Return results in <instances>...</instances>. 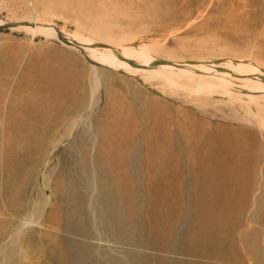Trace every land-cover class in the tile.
Here are the masks:
<instances>
[{
	"label": "rangeland",
	"instance_id": "1",
	"mask_svg": "<svg viewBox=\"0 0 264 264\" xmlns=\"http://www.w3.org/2000/svg\"><path fill=\"white\" fill-rule=\"evenodd\" d=\"M112 1L141 12L120 24L148 32L158 61L206 63L215 74L248 55L264 71V0ZM8 9H0V264H264V129L240 101L163 89L160 79L92 62L66 35L77 29L67 10L49 17L60 37H46L16 28ZM94 65L104 73L87 112ZM122 147L136 154V171L118 157ZM109 173L122 178L107 188Z\"/></svg>",
	"mask_w": 264,
	"mask_h": 264
},
{
	"label": "bare ground",
	"instance_id": "2",
	"mask_svg": "<svg viewBox=\"0 0 264 264\" xmlns=\"http://www.w3.org/2000/svg\"><path fill=\"white\" fill-rule=\"evenodd\" d=\"M117 2L112 1V0H96V1L95 0H10V2H8V0H6V5H7L6 8L8 9L10 7L8 9V11H9V14L11 15L12 23L17 24L15 27L18 29H23L27 32H30L32 34V36L33 35L35 36L37 34H41V35H44L46 37H60L59 34L61 33V31L57 28L55 22H53L50 18L53 16L61 17L62 15L60 14V12L58 10H62V9L73 13V15L76 14L75 20L77 23V29L73 33L67 32L66 35L68 36L69 40H74V41L78 42V44L81 47H83V49L88 53V56L91 58L92 62L104 65V66H106L108 68H112V69H124L125 71L130 72V73H136V74L140 73V75L145 80L160 79L163 89L166 87H168L170 89L174 88V87H179V88H183V89L189 91L191 94L192 93L198 94L199 97H200L199 94H201V96H202V94L207 95V96H208V94H217V95L228 96V101H231V102L240 101V103L243 104L242 107L244 106V109H246V112L253 116V118H254L253 122L255 121L257 123V125L259 126V128L264 129V94H261V95L259 94V96L255 95V94H249V92H252V91H254V92L255 91H264V71L262 70V67L259 65V61H258V63L256 62L257 59H255V61H254L253 59L250 58V56L245 55V54H244L245 56H241L238 59L232 57L229 60H226V62H224L222 65H220V66H223L222 68H226V69H222L223 71L220 69H217L215 71V74L209 73L212 70V67L208 66L206 63H203L201 65H193L190 68H178V67L174 66L173 64H171L170 62L166 61V59H164V61L163 60L158 61V60H160L159 58H162V57L160 54L161 49L156 45V42L153 41V39H152V37H150V35H148L147 31H146L147 33H145V32H141V31H137L134 28L133 23H135L136 19L139 17L138 15L141 12L139 14L137 12H134V14H130V13L122 11V10L120 11L119 6H117L118 5ZM120 2L121 1H119V3ZM22 5L23 6L25 5V6L22 8V10H20L19 8ZM40 8H41V10H40ZM56 8H57V11H56ZM19 12H22L21 13L22 15H19ZM121 15L123 18H126V17L130 18L133 23L127 21L128 25H126V24H125V26L121 25L120 24V22H121L120 20L122 19V18L120 19ZM142 16H143V14L141 15V17ZM23 19L24 20L25 19H31L32 22L29 23V22L24 21ZM139 19H141V18H139ZM141 21H143V20H141ZM0 22L4 23V21H2V20H0ZM125 22H126V20H125ZM61 30L64 33L66 31L64 29H61ZM238 56H240V55H238ZM260 64L262 65L261 62H260ZM146 67H148V68H146ZM195 68L200 69L201 73L200 74L196 73L197 71L195 70ZM103 73H104V70L99 69L97 65L92 66V70L90 72V78H89L90 84L88 83L89 84V91H88L87 97H88L89 101L87 102V107L85 109H83V110H86L87 112H90L93 109L92 107L95 105V101L98 100L96 96H97V91L99 90V87H101L100 85L102 82L101 78H102ZM252 75H258V77L256 79H254V77H252ZM239 86H241V88H239ZM245 90L248 91V94L244 93L245 95L242 96L241 92H245ZM101 93H103V92H101ZM99 94H98V96H99ZM203 100H204V97L199 98V101H203ZM91 104H92V106H91ZM74 126L75 125H73L72 127H74ZM85 129H88L87 125H86ZM90 130L91 129L88 130V133ZM225 146H226V144H225ZM229 146H231V145H229ZM229 146L227 145V147H229ZM109 147H113V145L110 144ZM109 149L111 150V148H109ZM127 150L128 149H125L124 147H122V152H119L118 157L121 158L123 162L124 161L128 162V164H127L128 167L126 166L127 171H129V169H134V171H136V169H137V156H136V154H131V153L129 154V156H127L128 155ZM166 150L167 149H164L162 151L166 152ZM222 152L223 151H221V153ZM166 159L167 158H165V160ZM217 163H219V162H216V164ZM256 164H258L257 161H256ZM161 166H162V164H161ZM166 166H167V164H166ZM163 168H164V166L162 167V169ZM248 168H250V169H247V167H246V172H248V173L252 172L253 173L255 168H256L255 163L253 166L249 165ZM233 170H235V169H233ZM230 171L229 172L227 171V172L230 173ZM119 172H120V170H119ZM165 172L166 171H164L163 173H165ZM240 172H242V171H240ZM132 173H134V172H132ZM215 173L216 174L219 173V172H217V168L215 170ZM134 174H136V173H134ZM85 176L87 177V174ZM114 176H113V178H111L112 176L109 173L107 178H102V180H103L102 184L104 185V187L108 188L109 187L108 185H110L109 184L110 181L113 180V182H118L119 181L118 179L122 178L121 176H119V177H117V176L114 177ZM215 176H217V175H215ZM218 176H219V174H218ZM93 177H89V179L90 178L93 179ZM243 178H244V176H243ZM92 179H91V181H92ZM214 183H215V181H214ZM242 183H244V179H243ZM87 186H88V184H87ZM92 186L93 185H90V187L88 186L89 189L92 188V190H93L94 186L93 187ZM214 186H216V185H213L212 187H214ZM226 187H224V188H226ZM230 187H231V185H230ZM216 188H217V186H216ZM242 188H243V186H242ZM86 189H84V190H86ZM237 190H238V187H237ZM93 191H95V190H93ZM96 194H98V193H96ZM161 194H163V193H161ZM88 198H89V196H88ZM95 198H98V196H96ZM91 201H92V199H91ZM127 204L128 203L126 202V205ZM92 205H93V203H92ZM96 207L94 205V209ZM95 214H97V213H95ZM32 215L34 217V213ZM90 218H92V217H90ZM95 218L94 219L96 221L97 217L95 216ZM35 220H36V218H35ZM35 220H33V222ZM97 222H98V220H97ZM114 223H115V221H114ZM34 224H35V222H34ZM20 232H21V230H20ZM17 237H19V236H17ZM101 237L102 236H100V238ZM98 238H99V236H98ZM173 238H174V236H173ZM176 238H178V237H176ZM176 238H174V240H176ZM175 243H176V241H175ZM87 261H88V259H87Z\"/></svg>",
	"mask_w": 264,
	"mask_h": 264
},
{
	"label": "built area",
	"instance_id": "3",
	"mask_svg": "<svg viewBox=\"0 0 264 264\" xmlns=\"http://www.w3.org/2000/svg\"><path fill=\"white\" fill-rule=\"evenodd\" d=\"M2 5V6H1ZM6 0H0V9L1 10H7ZM4 6V7H3Z\"/></svg>",
	"mask_w": 264,
	"mask_h": 264
}]
</instances>
